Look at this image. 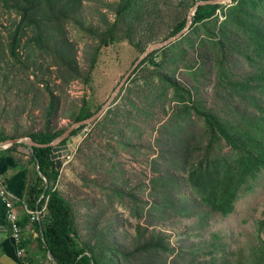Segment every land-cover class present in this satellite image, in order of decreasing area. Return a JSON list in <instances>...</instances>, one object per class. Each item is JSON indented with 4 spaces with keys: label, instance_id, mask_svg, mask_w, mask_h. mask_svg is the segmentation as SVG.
Listing matches in <instances>:
<instances>
[{
    "label": "rangeland",
    "instance_id": "1",
    "mask_svg": "<svg viewBox=\"0 0 264 264\" xmlns=\"http://www.w3.org/2000/svg\"><path fill=\"white\" fill-rule=\"evenodd\" d=\"M34 2L38 22L23 25L12 49L21 14L15 0L7 6L0 0V133L9 138L65 131L79 122L74 116L84 99L94 110L102 106L150 44L174 35L197 0ZM236 3L220 2L214 16L153 49L149 54L155 50L160 66L146 55L92 126L77 125L59 142L72 143L85 130L61 158L55 186L73 207L81 243L111 242L129 251L139 232L155 230L169 244L167 252L119 256L117 264H255L253 249L264 242V169L250 181L251 190L240 189L231 213L201 203L187 176L207 140L204 120L178 111L183 107L174 89L160 76L178 79L194 99L237 117L217 73L227 66L242 78L261 69L264 56L256 48L263 39L249 28L255 22L264 31V0L242 4L247 28L228 15ZM254 92L264 100V89ZM235 104L251 106L248 98ZM23 144L6 148L22 146L30 155ZM7 194L14 202L16 195Z\"/></svg>",
    "mask_w": 264,
    "mask_h": 264
},
{
    "label": "trees",
    "instance_id": "2",
    "mask_svg": "<svg viewBox=\"0 0 264 264\" xmlns=\"http://www.w3.org/2000/svg\"><path fill=\"white\" fill-rule=\"evenodd\" d=\"M7 1L10 0H3L6 6ZM43 1L50 2V0ZM234 1L237 3L229 6L228 15H235L233 21L237 22L240 27L247 28L246 19L242 14V4L246 0ZM257 3L260 2H255V4ZM35 5L34 0H15L13 6L21 15L15 29L12 49L15 41L19 38L23 25L38 22ZM128 5L129 2L126 1L123 9L125 10ZM220 6V3L199 5L192 18V25L214 16ZM187 18L174 27V34L184 28ZM245 30L248 31V29ZM249 30L252 35L255 34L258 37V41L263 39V47H257L256 51L264 56V31L255 22L250 24ZM154 53L155 50L149 54L146 60L155 66H160V62L154 58ZM160 76L169 87L174 89L173 99L178 102V106L183 107V109L177 110L181 112L194 111L204 120L207 140L201 152L198 151L196 162L190 165L187 180L199 192L201 203L207 204L211 211L227 215L233 211L240 189L251 190L250 181L257 177L260 170L264 169V100L260 96L259 98L254 96L256 94L254 91L264 89V62L259 71L257 70L247 77H237L227 66L217 73L219 82L232 101L237 117L225 116L221 114V111L210 108L200 100L194 99L190 88L178 79L163 73H160ZM246 98H248L251 106L247 105L240 108L238 104H235L239 103V100L243 102ZM51 105L54 106V101L51 102ZM100 107L94 110L89 101L84 99L74 116V121L88 118ZM79 128L81 127L74 129L71 135L75 134ZM63 131L64 129L55 132L36 131L30 133V136L39 143H47ZM6 138L9 137L0 133V141ZM184 142L187 143L186 140ZM19 144L22 143H14L11 148ZM225 146H228L229 149L226 150ZM33 149L34 154L30 153V159L35 164L36 159L39 160V168L48 180V187L45 188V180L36 169L28 192L27 204L31 209H42L45 203L46 207L41 214L40 221L35 220L34 222V228L37 232V251L34 257L27 258L25 263H42L44 259L53 262L49 258V251L54 255L58 264H117L119 256L126 257L134 254L147 256L169 250V244L165 241L162 232L155 230H151L147 235L139 232L136 244L129 251L116 248L111 242L105 246H90L85 242L81 243L77 238L78 230L75 225L73 207L55 187L59 169L56 168L55 161L50 157L51 146H35ZM185 149L187 157H189L190 149L187 145ZM42 194L44 195L42 196ZM27 220H31L28 214L25 221ZM137 228L142 230L140 225ZM146 230L144 229V231ZM259 241V246L253 249V253H255L253 255L254 262L255 264H264V242L262 239ZM25 243L28 245L30 241L27 240ZM88 251L91 253L90 255L86 253Z\"/></svg>",
    "mask_w": 264,
    "mask_h": 264
},
{
    "label": "crops",
    "instance_id": "3",
    "mask_svg": "<svg viewBox=\"0 0 264 264\" xmlns=\"http://www.w3.org/2000/svg\"><path fill=\"white\" fill-rule=\"evenodd\" d=\"M36 169L37 165L31 161L28 150L22 146L17 149L0 147V179L16 195L14 209L19 214L22 226V240L17 241L12 236L11 223L6 218V207L0 199V264H28L25 263L26 259L34 257L37 251L35 221H25L27 214L22 206L23 202L28 203V192ZM27 240L30 241L28 245L25 243ZM20 249L22 254L18 253Z\"/></svg>",
    "mask_w": 264,
    "mask_h": 264
},
{
    "label": "water",
    "instance_id": "4",
    "mask_svg": "<svg viewBox=\"0 0 264 264\" xmlns=\"http://www.w3.org/2000/svg\"><path fill=\"white\" fill-rule=\"evenodd\" d=\"M225 1H229V0H197V2L195 3V5L192 7L190 14L186 20V24L184 26V28H182L180 31H178L177 33H175L173 36L161 41V42H155L150 44L146 50L144 51V53L136 60V62L133 64L132 68L129 70V72L126 74V76L123 78V80L119 83V85L117 86V88L115 89V91L112 93V95L110 96V98L101 106V108L95 112L94 114H92L91 116H89L86 119H83L79 122H77L74 125H71L69 128H67L61 135H59L58 137H56L54 140H52L49 143H39L35 140H33L31 137H18V138H8L5 140H1L0 141V147H7L11 144H14L16 142H21V143H25L27 145V147L30 149L31 153L34 154V149L33 147L35 146H51V153H50V157L51 159H53L55 161L56 164V168H60V164H61V158L63 156H65L66 154L71 153L72 148L78 143V140L80 139L81 136H83L85 134V130L79 135L76 136L72 141V143H70V141L68 140L66 142V144L63 145H59V142H61L63 139H67L69 137V135L71 134V132L73 131V129L80 124H87L88 127L92 126V121L95 120L96 118H98L108 107L110 104H112L114 97L117 93V91L121 88V86L124 84L126 77L129 75V73L137 66V64L146 56L148 55L153 49L156 48H160L161 46H165L170 44L171 42H173L174 40L178 39L179 37H181L184 33H186L187 30L190 29V25L192 23V15L195 13V11L197 10L199 5L202 4H207V3H220V2H225ZM231 1V0H230ZM36 158V157H35ZM36 164H37V168H38V172L40 173L41 177L44 178L45 180V188L48 186V180L46 179L45 175L40 171L39 168V160L36 159ZM49 257L51 258V260L55 263L58 264L56 259L54 258L53 254L49 251Z\"/></svg>",
    "mask_w": 264,
    "mask_h": 264
},
{
    "label": "built area",
    "instance_id": "5",
    "mask_svg": "<svg viewBox=\"0 0 264 264\" xmlns=\"http://www.w3.org/2000/svg\"><path fill=\"white\" fill-rule=\"evenodd\" d=\"M7 187L5 185H3L0 181V198L3 200V202H5L6 207H7V220L10 221L11 223V228H12V236L15 240H20L19 238V227L16 224V213L15 211L12 209V202L9 198V195L7 194ZM25 208L27 207V205L24 206ZM32 213H34L33 210H31ZM39 211H37L38 214ZM34 217V216H33ZM21 250V249H20ZM22 252V250L20 251V253Z\"/></svg>",
    "mask_w": 264,
    "mask_h": 264
},
{
    "label": "bare ground",
    "instance_id": "6",
    "mask_svg": "<svg viewBox=\"0 0 264 264\" xmlns=\"http://www.w3.org/2000/svg\"><path fill=\"white\" fill-rule=\"evenodd\" d=\"M194 14H195V13H194ZM194 14L192 15L191 19L193 18ZM83 125H84V124H83ZM80 134H81V133H80ZM0 181H1V183H2L3 185H5L4 182H3V180L0 179ZM5 186H6V185H5ZM25 205H27V203H26V202H23L22 206L24 207ZM11 207H12V209L15 211V209H14V203H12V206H11ZM45 207H46V203H45V205L43 206L42 209H39V208H37V209H31V208H29L28 205H27V207L24 208V209H25V212H26L28 215H30L31 220H32V221H35V220H38V219L41 218V214L43 213ZM31 210H33L34 213H32ZM37 211H39L38 214H37ZM15 213H16V216H17L16 224H17L18 227H19V238H20V240H21V238H22V226H21V224H20V217H19V214H18L16 211H15ZM33 216H34V217H33ZM20 251H21V250H19L18 253H19V254H22L23 251H22L21 253H20ZM48 253H49V252H48ZM48 255H49V254H48ZM53 256H54V255H53ZM49 258H50V257H49ZM54 258H55V257H54ZM50 259H51V258H50ZM54 264H55V263H54Z\"/></svg>",
    "mask_w": 264,
    "mask_h": 264
}]
</instances>
